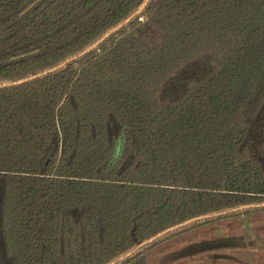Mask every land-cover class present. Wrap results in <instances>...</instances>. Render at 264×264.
Listing matches in <instances>:
<instances>
[{
    "label": "trees",
    "instance_id": "1",
    "mask_svg": "<svg viewBox=\"0 0 264 264\" xmlns=\"http://www.w3.org/2000/svg\"><path fill=\"white\" fill-rule=\"evenodd\" d=\"M146 2L0 0V264L258 247L264 0Z\"/></svg>",
    "mask_w": 264,
    "mask_h": 264
},
{
    "label": "rangeland",
    "instance_id": "2",
    "mask_svg": "<svg viewBox=\"0 0 264 264\" xmlns=\"http://www.w3.org/2000/svg\"><path fill=\"white\" fill-rule=\"evenodd\" d=\"M261 217H264V215H262ZM254 219H260V217L257 218H249L248 219V225H244L239 229H236L234 232L230 231L229 227L227 225H220V227H218V235L223 236V237H231V236H237L240 238V240L243 241V248L247 247V239L249 237V234L253 235L257 242H258V247L255 248H248L245 249V251L243 252H239V251H226L225 253L227 254H236L239 256L240 260H242L241 264H264V260L261 259L262 257L259 256H255V254H263L264 255V251L261 250V246L263 245L262 242H264V232L261 235L262 237V241L260 240L261 238H259V236L256 234V230L258 228H264V221H262L261 223L259 222H255ZM234 223H237V221H234ZM233 222H230L228 224H234ZM235 227V226H234ZM216 228V227H215ZM237 228V227H236ZM235 229V228H234ZM242 237V238H241ZM261 241V242H260ZM239 252V253H238ZM207 260L203 259L200 256H197L194 259L191 260H182L181 262H178L176 264H206ZM209 264V263H207ZM221 264H240L237 262H230V261H224Z\"/></svg>",
    "mask_w": 264,
    "mask_h": 264
},
{
    "label": "water",
    "instance_id": "3",
    "mask_svg": "<svg viewBox=\"0 0 264 264\" xmlns=\"http://www.w3.org/2000/svg\"><path fill=\"white\" fill-rule=\"evenodd\" d=\"M147 3H148V0H147L146 4H147ZM146 4H145V5H146ZM145 5L142 7V9L139 11L138 14H140V13L143 11ZM130 21H131V19H129V20L127 21V23L130 22ZM119 29H120V27L117 28V29H115L112 33L117 32ZM110 35H111V34H108V35H107L102 41H104V40H105L106 38H108ZM102 41H101V42H102ZM91 50H92V49H90L89 51H91ZM51 72H53V71H51ZM35 78H37V77L31 78V79H29V80H33V79H35ZM29 80L22 81V82H20V83H18V84H22V83L27 82V81H29ZM15 85H17V84H15ZM192 222H193V221L187 223V225H188V224H191ZM173 230H174V229H171V231H173ZM168 232H170V231H168ZM168 232H166V233H168ZM166 233H164V234H166ZM161 236H162V235H160L159 237H161ZM240 243H241V245H243V241H242V240H240ZM206 249H208V247H204V248H202V250H206Z\"/></svg>",
    "mask_w": 264,
    "mask_h": 264
}]
</instances>
